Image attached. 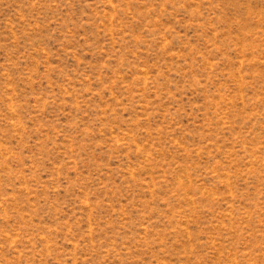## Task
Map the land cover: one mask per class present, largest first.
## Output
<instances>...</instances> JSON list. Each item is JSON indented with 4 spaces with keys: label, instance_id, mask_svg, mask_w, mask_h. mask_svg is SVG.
Segmentation results:
<instances>
[{
    "label": "rangeland",
    "instance_id": "1",
    "mask_svg": "<svg viewBox=\"0 0 264 264\" xmlns=\"http://www.w3.org/2000/svg\"><path fill=\"white\" fill-rule=\"evenodd\" d=\"M0 264H264V0H0Z\"/></svg>",
    "mask_w": 264,
    "mask_h": 264
}]
</instances>
